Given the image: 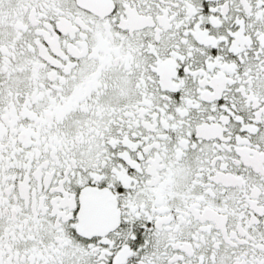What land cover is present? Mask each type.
<instances>
[{
	"label": "snow or ice",
	"instance_id": "1",
	"mask_svg": "<svg viewBox=\"0 0 264 264\" xmlns=\"http://www.w3.org/2000/svg\"><path fill=\"white\" fill-rule=\"evenodd\" d=\"M0 264H264V0H0Z\"/></svg>",
	"mask_w": 264,
	"mask_h": 264
}]
</instances>
